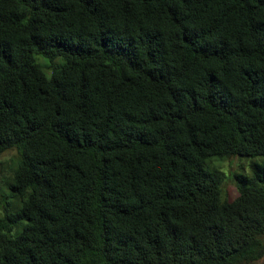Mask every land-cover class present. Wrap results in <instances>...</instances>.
Wrapping results in <instances>:
<instances>
[{"label":"trees","instance_id":"trees-1","mask_svg":"<svg viewBox=\"0 0 264 264\" xmlns=\"http://www.w3.org/2000/svg\"><path fill=\"white\" fill-rule=\"evenodd\" d=\"M11 149L0 264L259 261L264 0H0ZM235 156L263 162L222 201Z\"/></svg>","mask_w":264,"mask_h":264},{"label":"rangeland","instance_id":"rangeland-1","mask_svg":"<svg viewBox=\"0 0 264 264\" xmlns=\"http://www.w3.org/2000/svg\"><path fill=\"white\" fill-rule=\"evenodd\" d=\"M37 62L46 74L51 73V64L43 58H37ZM60 59L55 60V65H61ZM263 162L262 157L246 158V157H222L212 158L209 161L211 169L219 172L221 178V199L222 201H233L237 195V177H250L251 169L255 165ZM18 166V153L15 149L8 150L0 156V218L3 217L6 203L11 208L16 207L18 200L11 199L9 193V185L12 182L14 171ZM249 188L261 189L262 183L251 182L247 185ZM20 227H15L13 234L18 233ZM249 264H264V258Z\"/></svg>","mask_w":264,"mask_h":264}]
</instances>
